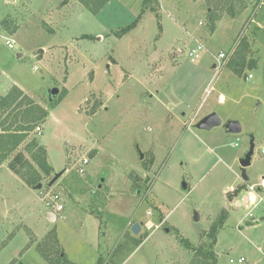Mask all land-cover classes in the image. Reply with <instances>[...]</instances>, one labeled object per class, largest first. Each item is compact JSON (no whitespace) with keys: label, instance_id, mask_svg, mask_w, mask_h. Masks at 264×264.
<instances>
[{"label":"rangeland","instance_id":"obj_1","mask_svg":"<svg viewBox=\"0 0 264 264\" xmlns=\"http://www.w3.org/2000/svg\"><path fill=\"white\" fill-rule=\"evenodd\" d=\"M150 1L143 12L144 0H111L93 15L77 0H0V97L20 85L49 113L41 134L31 133L0 166V264H49L39 249L55 237L75 264H190L194 253L179 237L210 250L212 227L221 224L217 264H264V204L238 205L251 185L264 193V0H235L238 9L250 5L249 14L221 25L211 20V0ZM5 19L16 34L3 30ZM246 40L257 67L239 77L228 64ZM198 43L205 48L194 61L187 53ZM221 53L225 67L208 73ZM65 89L70 94L52 109ZM221 93L237 102L219 105ZM211 111L242 132L200 130ZM252 138L245 180L241 160ZM34 139L57 171L41 172V187L9 168L18 154L32 160Z\"/></svg>","mask_w":264,"mask_h":264},{"label":"trees","instance_id":"obj_2","mask_svg":"<svg viewBox=\"0 0 264 264\" xmlns=\"http://www.w3.org/2000/svg\"><path fill=\"white\" fill-rule=\"evenodd\" d=\"M110 1L111 0H77L79 4L93 15L100 14ZM237 3L238 2H235V0H211L210 6L213 8L210 13V15H212L211 20L217 22L224 14L234 16V9ZM143 4V12L152 9L150 0H144ZM136 23L137 20L132 26L119 31L117 35L119 37L124 35L134 27ZM247 23L248 21L246 24ZM1 26L3 30L10 35L16 34L19 29V27L14 25L13 21L9 19L3 20ZM249 49L250 43L246 40L244 43L242 42L238 48H235L230 58L228 67L239 77L243 74L246 67L253 70L257 66L255 60L248 59ZM67 95L68 91L65 89L59 95L58 99L50 104V107L52 109L56 108ZM48 116L49 113L45 108L35 103L32 98L25 95L17 86H14L5 96L0 97V166L9 161L12 154L18 150L41 123L45 122ZM27 150L32 160L28 161L22 154H18L14 161H10L9 168L19 175L28 186L37 187L41 184L43 179L41 172L46 176H50L54 170L48 163L46 149L39 145L35 139L28 144ZM221 227L222 224L218 226L213 225L212 227L213 231L210 233L212 238L210 250L205 249L203 246L193 247L188 239L179 237V242L186 249L194 253V257L190 264H217V254L214 247L217 244L218 229ZM56 241L55 237L54 241H52L53 244H50L49 240L44 243L43 249H39L46 262L49 264H75L66 257L64 251ZM51 252L54 253V257L55 255L57 256L53 258Z\"/></svg>","mask_w":264,"mask_h":264},{"label":"built area","instance_id":"obj_3","mask_svg":"<svg viewBox=\"0 0 264 264\" xmlns=\"http://www.w3.org/2000/svg\"><path fill=\"white\" fill-rule=\"evenodd\" d=\"M5 40H6V46L10 49H13L14 46H15V41L10 38V37H5ZM203 51V46L202 45H197L195 49L191 50L189 53H187V56L188 58L192 59V60H198L200 58V52ZM219 66L218 65H215V68H216V71H220L219 69L222 67V63H223V66L225 67L226 65V62L228 60V55L226 53H221L219 56ZM210 93V89H207L206 90V95ZM36 133L37 134H41L42 132V128L41 126H38L36 129H35ZM262 154L264 155V146L262 148ZM89 163V160L87 158H85L83 161H82V166H85ZM84 169L81 168L79 169V172L80 173H84ZM261 188L264 189V181L262 180L260 186ZM262 190V189H261ZM261 190L256 186V185H251L249 186L248 188V192H247V195L243 197V199H241L240 201H238V205L239 206H246V207H250V208H256L257 206L261 205V204H264V193L261 192ZM53 201H56L59 199V197L57 195L53 196ZM56 212L60 213L63 211V206L62 205H58L57 208H56ZM239 263H242L244 262V259L241 258L239 261ZM230 263H234L233 260L230 261Z\"/></svg>","mask_w":264,"mask_h":264},{"label":"crops","instance_id":"obj_4","mask_svg":"<svg viewBox=\"0 0 264 264\" xmlns=\"http://www.w3.org/2000/svg\"><path fill=\"white\" fill-rule=\"evenodd\" d=\"M263 2L261 1L260 2V4H262ZM259 4V5H260ZM259 5H257L255 8H257ZM236 6H237V4L235 5V9H234V13H235V15L234 16H230V18H227L226 16H222L220 19H219V21H217L216 23H218L219 25H221V24H223V23H225V22H233L234 20H236L237 18H239L240 16H244V15H246V13H248L249 14V6H247V5H244V7L242 8V9H238V7L236 8ZM237 10L239 11L238 13H236L237 12ZM210 12H211V10H210ZM229 17V16H228ZM235 17H237V18H235ZM242 19V18H241ZM248 15H247V18H246V20L243 22V24H245L247 21H248ZM225 21V22H224ZM218 25V26H219ZM18 32V31H17ZM16 32V33H17ZM10 35V34H9ZM9 35H6V37H10ZM5 36V35H4ZM11 38V37H10ZM202 45L201 43H198L197 45ZM196 45V46H197ZM196 46L193 48V49H195L196 48ZM203 46V45H202ZM204 46H203V50H204ZM193 49H190L189 51H188V53L191 51V50H193ZM178 54H183L182 52H178ZM211 54V53H210ZM157 57L156 58H158V55H156ZM212 56H215L214 54H212ZM252 56V50H250V52H249V54H248V59H253V57H251ZM160 57V56H159ZM155 58V59H156ZM154 59V60H155ZM215 59H217V61H218V55H216L215 56ZM256 61V63H257V60H255ZM154 62V61H153ZM215 63L216 62H214L213 63V66H212V69L211 70H209V69H206V70H208L207 72L208 73H210V71H215L216 69H215ZM257 67V66H256ZM68 78H69V76L67 77V80H66V83H67V81H68ZM171 81H173V80H171ZM171 81H168L167 82V84H166V87H165V91L166 92H168V88H169V86H173L172 85V83H170ZM231 81H232V83H233V87H236V85L238 84V80H237V78H235V77H233V78H231ZM168 83H170V84H168ZM14 86H16V85H14ZM17 87L18 88H20L23 92H24V94L25 95H27V96H29L30 98H32V96L33 95H31V93L28 91V90H26L23 86H20V85H17ZM66 88V87H65ZM67 91H68V94H70L69 93V90L68 89H66ZM170 90H171V95L172 94H174L173 92H175V91H173V89L172 88H170ZM205 90H206V87H205ZM159 94V93H158ZM159 96H160V94H159ZM154 97V96H153ZM163 97V96H162ZM166 97V95H164V98ZM227 97V95H225L224 93H221L220 95H219V98H218V104L219 105H224V104H226V102L228 101V100H230L231 101V98H232V101H236L237 102V100L236 99H234L232 96H231V98L229 99L228 97V99L226 98ZM162 102H164V103H167L168 102V99H165V100H162V99H160ZM190 102H192V100H189ZM176 103L177 102H172V104H174V105H176ZM168 106V105H167ZM212 111H215V110H212ZM210 112L208 115H213L214 113L213 112ZM182 114H183V116H185L186 117V113L185 112H182ZM208 115H207V117H208ZM218 115V114H217ZM219 118H220V116H219ZM221 119V118H220ZM228 121L229 120H233V117H231V116H228ZM223 122V121H222ZM219 127H221V126H219ZM222 127H224L223 125H222ZM200 130H205V129H200ZM228 132V131H227ZM95 147V146H94ZM46 151H47V149H46ZM100 152V151H99ZM99 152L94 156V157H97V155H99ZM47 159H48V151H47ZM88 160H89V163H90V159L89 158H87ZM48 163H49V165L51 166V167H53L51 164H50V162H49V160H48ZM88 163V164H89ZM87 164V165H88ZM86 166V165H85ZM85 166H83V167H85ZM53 169L55 170V172H57L56 171V169H55V167H53ZM59 172V171H58ZM62 172H64V173H66L65 171H62ZM86 172V171H85ZM65 174H63L61 177H63ZM96 175L97 174H95V176L94 177H96ZM105 176V175H104ZM103 176V178L102 179H100V182H101V184H99V188H102V183L104 184L107 180L105 179V177ZM60 179V178H59ZM101 185V186H100ZM113 188V187H112ZM114 189V188H113ZM187 189V188H186ZM232 189V187L229 189V191ZM135 214H137L138 215V212H136ZM47 217H50V214L49 213H47ZM56 218V215H52V218ZM67 218V217H66ZM71 261V260H70ZM72 262V261H71Z\"/></svg>","mask_w":264,"mask_h":264},{"label":"water","instance_id":"obj_5","mask_svg":"<svg viewBox=\"0 0 264 264\" xmlns=\"http://www.w3.org/2000/svg\"><path fill=\"white\" fill-rule=\"evenodd\" d=\"M157 56L154 55L153 58L151 59V61L153 62L154 59ZM59 93V89L58 88H54L49 92V100L50 102L53 101V99L58 95ZM223 122L222 120L219 118V116L217 114H213L207 118H205L199 125L198 128L199 129H205V130H211L215 127H219L222 126ZM224 128L228 131V133L230 134H240L242 132V126L239 122L237 121H230L227 124L223 125ZM254 149H255V145H254V139H251V147L250 150L248 151V153L245 155V157L241 160V169L243 172V176L245 178V180H247L246 177V169L251 165L252 163V157L254 155ZM64 174V172H60L58 173L55 178L53 179V181L51 182V185H53L62 175ZM39 187H41V185H39ZM184 188L186 189L187 186L185 185ZM197 216V220L199 219L198 215ZM141 231V227L138 224H135L132 227V232L134 234H139Z\"/></svg>","mask_w":264,"mask_h":264},{"label":"bare ground","instance_id":"obj_6","mask_svg":"<svg viewBox=\"0 0 264 264\" xmlns=\"http://www.w3.org/2000/svg\"><path fill=\"white\" fill-rule=\"evenodd\" d=\"M264 181V180H263Z\"/></svg>","mask_w":264,"mask_h":264}]
</instances>
